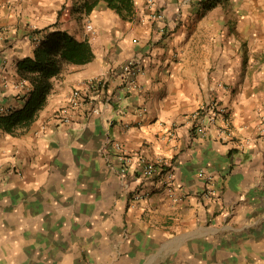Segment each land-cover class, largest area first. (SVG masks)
<instances>
[{
	"label": "crops",
	"instance_id": "0c3cea01",
	"mask_svg": "<svg viewBox=\"0 0 264 264\" xmlns=\"http://www.w3.org/2000/svg\"><path fill=\"white\" fill-rule=\"evenodd\" d=\"M83 1L0 0V107L24 103L18 63L37 30H67L94 53L52 78L29 128L0 127V264L33 250L61 264H264V0H134L125 18L103 0L85 13ZM132 58L136 88L123 71ZM75 88L87 101L66 123L56 113ZM210 101L229 108L232 140L195 133L192 115ZM115 141L132 157L127 185ZM141 158L173 169L181 200L142 177ZM136 189L150 195L135 201Z\"/></svg>",
	"mask_w": 264,
	"mask_h": 264
},
{
	"label": "trees",
	"instance_id": "16d2710c",
	"mask_svg": "<svg viewBox=\"0 0 264 264\" xmlns=\"http://www.w3.org/2000/svg\"><path fill=\"white\" fill-rule=\"evenodd\" d=\"M100 1L102 0H84L80 10L89 13ZM103 1L124 18L132 14L134 9V0ZM223 1L202 0V6L207 10ZM36 32H42V37L33 56L25 57L18 63L20 76L29 84V89L21 97L24 103L21 108L0 114V127L13 135L29 128L36 120L40 110L47 103L54 76L59 75L68 64H84L94 56L87 39L78 40L67 30L46 28Z\"/></svg>",
	"mask_w": 264,
	"mask_h": 264
},
{
	"label": "built area",
	"instance_id": "2783aa9c",
	"mask_svg": "<svg viewBox=\"0 0 264 264\" xmlns=\"http://www.w3.org/2000/svg\"><path fill=\"white\" fill-rule=\"evenodd\" d=\"M151 1V0H150ZM154 17L163 18L164 13L160 10H156L153 13ZM88 30H93V25L88 23ZM123 71L126 74L128 80V87L136 88L138 87L137 76L143 72L142 64L137 59H129L123 65ZM104 79H97L92 81V86L104 85ZM19 87H29L28 81L21 79ZM86 96L83 95L81 89H73L68 102L62 106L59 111H57L56 116L61 118L64 122L68 123L71 121L69 113L71 110L81 107L86 103ZM11 108L0 107V114L7 113ZM145 110V109H144ZM92 111L94 113H100V107L93 104ZM193 129L195 133L199 136L205 137L209 134L212 128L217 129V136L221 140L233 139L234 131L232 127V119L230 115V110L223 103L218 101H210L207 104L203 105L195 111L192 115ZM258 135L264 139V109L259 115V124H258ZM113 146L118 151V159L121 162L120 166V175L124 180V183L127 185V175L129 172V164H131L132 157L129 155L126 148L119 141H115ZM142 168L141 175L145 179L154 180L158 178V184L164 186L168 191L171 197L175 201L182 199V196L178 193L175 185V174L172 168L166 169L162 161H155L153 159L141 158ZM3 170V167L0 165V171ZM7 170L15 172L17 175H22V171L18 170L16 167H8ZM200 176H205L204 171H200ZM132 199L137 201L145 199L150 195L148 190L136 189L133 190Z\"/></svg>",
	"mask_w": 264,
	"mask_h": 264
},
{
	"label": "rangeland",
	"instance_id": "374dc122",
	"mask_svg": "<svg viewBox=\"0 0 264 264\" xmlns=\"http://www.w3.org/2000/svg\"><path fill=\"white\" fill-rule=\"evenodd\" d=\"M68 240H61L59 242L60 247H64L66 245H69ZM67 256H62V255H52V254H43V253H38L36 250H33L30 255H25V256H20V257H13L12 260H10L12 264H61L62 261L66 259ZM72 258V257H71ZM74 258V257H73ZM88 260V258L92 261L95 259V257H77L76 259L78 260ZM99 257L97 261H99ZM2 263H4L2 261ZM64 263V262H63ZM99 263H103L102 260L99 261ZM8 264V263H7Z\"/></svg>",
	"mask_w": 264,
	"mask_h": 264
}]
</instances>
